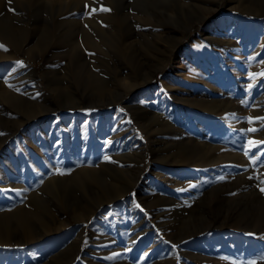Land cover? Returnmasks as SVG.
<instances>
[{"label":"rangeland","instance_id":"obj_1","mask_svg":"<svg viewBox=\"0 0 264 264\" xmlns=\"http://www.w3.org/2000/svg\"><path fill=\"white\" fill-rule=\"evenodd\" d=\"M42 1H51L52 6L65 2L66 9L71 2ZM127 1L130 5L126 11L134 17V28L142 34L127 38L123 28L112 34L105 30L112 40L106 48L80 44V54L76 56L80 61L75 64L72 54L60 52L64 41L52 45L54 56H50L48 47L26 46L24 51L25 48L13 47L0 35V108L10 109L0 111V233L6 239L1 238L6 243H0V264H250L263 252L264 245L259 241L264 239V215L260 214L258 199H264L261 191L264 189V119L258 124L256 121L264 114L255 109L260 100L264 101V14L250 10L248 5L252 0ZM97 2L102 4L101 10L108 9L102 10L104 15L114 11L110 0ZM16 3L17 0H0V15H13ZM211 7L213 10L207 13ZM86 10L79 12V8H74L71 12L75 14L64 12L58 18L73 19L86 27L91 13ZM152 10L157 13L156 19L147 15ZM198 15L204 17L190 32H184L180 43L174 39L175 34L164 42L172 49L168 58L162 56L163 51L161 54L139 40H151L148 29L160 31L161 24H180ZM106 22L109 24L102 20L99 26L107 28ZM54 25L50 34L60 36L62 33ZM131 38L138 40L137 43L131 45ZM50 69H56L58 76L61 74L59 85L47 81L45 76L51 74L46 71ZM11 72L18 77L17 96L29 101L51 99L53 103H44L48 109L56 110L19 126L18 120L27 119L20 111L23 104L5 100L1 93L3 89L14 90L16 82L10 79ZM67 77L72 81L70 86ZM94 78L105 80L107 89L97 88ZM86 81L95 87L96 94L91 98L85 97L79 87ZM25 91L32 93L27 96ZM73 98L77 101L73 102ZM197 98L214 99L221 104L213 111L198 108ZM131 104L141 105L140 116L134 113ZM64 110L72 121H61ZM7 119L17 120L13 123ZM12 125L13 130L9 128ZM69 128L77 135L68 132ZM126 128L132 129V136L124 132ZM186 137L204 146L212 143L218 152L242 154L244 159L217 162V166L224 168L217 172L212 165L194 166L187 171V162L181 161L177 154L174 156L175 147L171 146ZM153 138L163 145L156 155L148 150ZM105 162L125 174L117 177L115 170L110 173L114 176L105 174ZM227 164L228 172L224 166ZM207 168L216 175L211 185L201 186L200 178L207 175ZM93 170L107 184L117 188L128 185L122 199L109 201L103 180L94 176ZM141 180L146 181L145 191L141 189ZM177 180H181L179 185ZM244 182L254 186L256 197L251 201L254 208L242 221L248 226L240 229L237 220L243 219L245 206L238 202L240 193L246 190L241 188ZM147 194L150 206L141 197ZM70 202H74V209L58 212L61 205ZM99 202L103 204L92 214ZM131 203L136 210L127 209ZM261 209L264 213V206ZM39 227L36 234L34 230ZM228 235L243 238L240 252L225 249L227 245L221 240ZM35 237L39 239L26 242ZM244 240H254L255 245ZM148 247H153L154 252ZM58 248L62 253L55 261L48 262Z\"/></svg>","mask_w":264,"mask_h":264},{"label":"bare ground","instance_id":"obj_2","mask_svg":"<svg viewBox=\"0 0 264 264\" xmlns=\"http://www.w3.org/2000/svg\"><path fill=\"white\" fill-rule=\"evenodd\" d=\"M114 5V11L111 14H107L104 15V13H102L101 7L103 8L102 4L100 5V3L97 2V0H71V2L69 3V7L68 9H66L67 5L65 2H57L54 4V6L51 5V1L49 2H43L42 0H37V2L35 3H31V2H26L24 0H21V2L19 0H17V3L15 5H13V10H15V13L13 15H11L10 17L7 15V13L1 14L0 15V35L2 36V38L4 40H6L10 45H12L13 47H17L19 49H23L27 46L28 47H33V46H37L39 47V49H44L45 47H48L47 51L50 52L49 55L50 56H54V53H51V50H54V48H52V45H54L55 42H63L64 41V48L60 51L66 54H72L74 56V64L76 63V61H80L76 56L79 53V48L78 46H80V44H87V45H91V46H95L96 48H106L105 46L108 45V42L112 41L110 40V38L104 33V31L108 30L112 33H114V31H116L118 28H123V31L128 35V37H135L136 35H141L142 33L140 31H137L134 28V17L132 18L129 13L126 11L128 10L129 7V2L127 0H110ZM155 1H163V0H155ZM171 0H169L168 2H170ZM180 1V0H179ZM167 2V3H168ZM176 2V1H175ZM174 2V3H175ZM193 2V1H192ZM151 3V2H150ZM171 3V2H170ZM178 3V2H177ZM159 4V3H158ZM181 4V2H180ZM183 4V3H182ZM181 4V5H182ZM194 5V3H190V5ZM153 5V4H152ZM155 5V4H154ZM164 5V4H161ZM174 5V4H173ZM189 5V6H190ZM176 6V5H175ZM177 7V6H176ZM248 7L250 8V10L253 13H257L259 15H263L264 14V3L261 0H252L250 2V4L248 5ZM45 8V9H43ZM74 8H79V12L81 11H89L91 13L94 14H89L88 16V24L86 25V27H83L82 25L78 24V21L73 20V19H60L59 14L64 13V12H69L70 14H75L73 12H71ZM156 8V7H155ZM193 8V7H192ZM43 9V10H42ZM66 9V10H65ZM181 9V8H180ZM30 10H33V13H30ZM101 10V12L99 11ZM141 10V9H140ZM182 10V9H181ZM211 10H213V8H208L207 13H210ZM104 11V10H103ZM129 11V10H128ZM110 12V11H109ZM193 12V11H192ZM187 13V12H186ZM250 13V12H249ZM45 14V15H44ZM148 16L151 17V19H156L157 18V13L154 12V10L148 12L147 14ZM170 16V15H169ZM136 17V16H135ZM204 16L203 15H198L194 18L188 19L187 21H183L180 24H173V25H162L161 24V28L162 30H164V33L162 32V30L160 31H154L152 28L148 29V33L151 37L150 39H144L141 38L139 40H142L147 42L148 44H150L153 48H155V50H159L162 54L163 57L168 58V52H171L172 49L171 48H167L166 44L164 42H168L167 40L175 37L174 34L176 35V37L174 38L175 40H178L179 43L182 40V38L184 37V32H190V30L194 27V24L201 20ZM137 18V17H136ZM138 19V18H137ZM102 20L104 21H108L109 22V26L107 28H102L99 26V23L102 22ZM150 20V18H149ZM158 20V19H157ZM169 20V19H168ZM54 21V22H53ZM16 22V23H15ZM58 22H63V25L60 26V24ZM136 22V21H135ZM56 23V27L59 29V31L62 33L60 34V36L56 35V36H52L53 34H50V28L55 26L54 24ZM106 24V25H107ZM17 25V26H15ZM105 25V23H104ZM140 28V27H139ZM47 31V32H44ZM120 31V30H119ZM146 31V30H145ZM80 32V33H79ZM117 33V32H116ZM115 33V34H116ZM120 33V32H119ZM171 33V35H170ZM80 37H79V36ZM120 35V34H119ZM209 36V35H208ZM98 37V39L96 38ZM117 37V36H116ZM208 38V37H207ZM217 38V37H216ZM216 38H212L213 41H218V39ZM210 39V38H209ZM122 41V40H121ZM138 41V40H137ZM137 41L135 39L130 40V44L134 45L137 43ZM115 42V41H114ZM118 42V41H117ZM33 43V44H32ZM119 43V42H118ZM133 43V44H132ZM214 43V42H213ZM29 44V45H28ZM32 44V45H31ZM120 44V43H119ZM142 44V43H141ZM221 44V43H220ZM117 45V44H116ZM140 45V44H139ZM111 46V45H110ZM226 46V45H225ZM227 47V46H226ZM24 51H27V49H23ZM81 51V50H80ZM163 51V52H162ZM139 55V54H138ZM171 55V54H170ZM135 57H137V55H134ZM133 57V56H131ZM129 57V58H131ZM140 61V60H139ZM78 63V62H77ZM116 66V65H115ZM34 72V71H33ZM46 74H51V76H45L48 82L51 83H55L57 85H59L62 80H61V74H59L60 76H58V71L56 69H50L46 71ZM176 72V71H175ZM9 73V72H8ZM12 73V74H11ZM10 74V79L14 80L16 82V85H14V90H9V89H3L1 91V93L3 94V96L5 97V100H17L19 101L20 104H23V110L22 111L25 116L27 117L26 120H18L21 121V123L19 124V126L21 125H25L26 122H28L30 119H32L33 117H37L41 114L46 113L47 111H55L56 109H48L46 107V104L44 102H52V100L50 99H44L42 101H38V100H27L25 99V97L23 96H17L15 94V89L16 87H19L18 85V77H16L13 72H11ZM17 73V72H16ZM32 73V71L30 72ZM92 73V72H90ZM95 73V72H94ZM94 73H92L93 75H95ZM91 74V76H93ZM97 74V73H96ZM18 75V74H17ZM68 75V74H67ZM64 76V75H63ZM66 76V75H65ZM70 77V76H68ZM68 77L66 78V80L69 82V86L72 83V81L70 79H68ZM83 77V76H82ZM94 77V76H93ZM84 78V77H83ZM95 81L97 82V88L99 89H107L106 86V81L102 80L101 78H94ZM92 79V80H94ZM264 81V80H263ZM65 82V81H64ZM87 83H80L79 87L82 89L83 95L87 98H91L93 96H95V87H93L88 81H86ZM147 84L149 83V81L147 80L146 82ZM29 85V84H28ZM143 85V84H142ZM31 87V86H30ZM141 88V87H140ZM134 89V87H133ZM32 91V90H31ZM109 91V90H108ZM111 91V90H110ZM25 95H31L30 92L25 91ZM128 92V91H127ZM70 93H74L73 91H70ZM98 93V92H97ZM129 93V92H128ZM156 93V92H155ZM100 94V93H99ZM104 94V93H103ZM111 94V93H110ZM264 94V93H263ZM34 95V94H33ZM114 95V94H113ZM106 96H109V93L106 94ZM156 96V95H155ZM154 96V97H155ZM184 96V95H183ZM188 96V95H187ZM33 97V96H32ZM104 97V96H103ZM160 97V96H159ZM193 97V95H192ZM263 97V96H262ZM27 98V97H26ZM109 98V97H107ZM111 98V97H110ZM195 98V97H194ZM138 99V98H137ZM198 99V98H197ZM196 99V101H197ZM203 99V98H202ZM73 102H76L77 99L73 98L72 99ZM118 100V99H117ZM136 100V99H135ZM199 100V99H198ZM60 101V100H59ZM62 101H68L67 99H63ZM142 101V99H141ZM191 101V100H190ZM201 101V102H200ZM137 102V101H136ZM258 102V101H257ZM92 103V102H91ZM113 103V102H112ZM135 103V102H134ZM138 103V102H137ZM221 102H218L217 100L214 99H204V100H199V103L195 104V106L198 108H204V109H208V110H216V108H214L215 106L220 105ZM99 105V104H98ZM129 105V104H128ZM127 105V106H128ZM101 106V105H100ZM105 106V105H104ZM141 106V105H140ZM139 105H130V107L133 109L134 107V113H137V115L139 114L140 116V108ZM144 106V105H142ZM256 111H258V113L260 114H264V101H261L258 103V105H256ZM62 107V106H61ZM80 107V106H79ZM59 108V107H58ZM149 108V107H148ZM64 109H69L68 106H64ZM130 109V108H128ZM150 109V108H149ZM5 110H10L7 109V107H2L0 108V111L4 112ZM71 110V109H70ZM196 111V110H195ZM13 112V111H11ZM14 113V112H13ZM100 113V112H99ZM149 113V112H148ZM160 113V112H159ZM78 114V113H77ZM98 114V113H97ZM143 114V113H142ZM257 114V113H256ZM255 114V116H256ZM9 115V114H8ZM64 116V118H62V122H66V121H72L73 118H71L70 116L68 117L67 112L64 110V112L61 114ZM151 115V114H150ZM166 115V114H165ZM73 116V115H72ZM96 116V115H95ZM155 116V115H154ZM152 116V118L154 117ZM158 116V115H157ZM161 116V115H160ZM144 117V115H143ZM159 117V116H158ZM191 117V116H190ZM60 118V117H59ZM194 118V117H193ZM231 118V117H228ZM94 119V118H93ZM96 119V118H95ZM143 119V118H142ZM145 119V118H144ZM161 119V118H160ZM227 119V117H226ZM264 119V115L260 116L258 118V123L261 122V120L263 121ZM17 120V119H15ZM15 120L11 119L7 121H11V122H16ZM98 120V119H97ZM147 120V118H146ZM60 121V120H59ZM227 121V120H226ZM57 122V121H56ZM100 122V121H99ZM126 122V121H125ZM167 122V121H166ZM264 122V121H263ZM162 122H158V124H161ZM60 124V123H59ZM144 124L147 126V124L144 122ZM255 124V125H257ZM62 125V124H61ZM130 125V124H128ZM149 125V124H148ZM50 126V125H49ZM54 124H52L51 129H53ZM67 126V125H66ZM124 126V124H123ZM61 127V126H60ZM84 127V126H83ZM121 128V126H119ZM158 127V126H157ZM164 127V125L162 126ZM9 128L11 130H13V125L9 126ZM123 128V127H122ZM121 128V129H122ZM165 128V127H164ZM163 128V129H164ZM171 128V127H170ZM169 128V129H170ZM50 129V130H51ZM124 129V128H123ZM146 129V128H145ZM174 129V128H173ZM58 130V129H57ZM80 130V129H79ZM132 129L130 128H126L124 130V132L127 134V136H132L133 133L131 131ZM44 131V130H43ZM156 131V130H153ZM166 131V130H165ZM251 131V130H250ZM50 132V131H49ZM66 132V131H65ZM68 132H71V134H73L74 136L77 135V132H75L74 130H72L71 128L68 129ZM80 132V131H79ZM112 132V130H111ZM109 132V133H111ZM123 132V134H124ZM136 132V131H135ZM164 132V131H163ZM162 132V133H163ZM113 133V132H112ZM55 134V133H54ZM122 134V133H120ZM154 134V133H153ZM156 134V133H155ZM250 134V133H249ZM253 134V133H252ZM83 135V133H82ZM111 135V134H110ZM109 135V136H110ZM256 135V134H254ZM112 136V135H111ZM135 136V135H134ZM138 136V135H137ZM158 136V135H157ZM161 136V135H160ZM249 136V135H248ZM251 136V135H250ZM249 136V137H250ZM9 137V136H8ZM46 137V136H45ZM61 137V136H60ZM136 137V136H135ZM151 137V136H150ZM149 137V139H150ZM264 137V136H263ZM118 138V136H117ZM138 138V137H137ZM192 138V137H191ZM251 138V137H250ZM255 138V137H254ZM60 139V138H58ZM57 139V140H58ZM130 139V137H129ZM135 139V138H134ZM256 139V138H255ZM133 140V139H132ZM161 140V139H160ZM193 140V139H192ZM190 140L189 137H186L184 140L180 141H175L173 142V144H171V146L175 147L174 152L172 153L174 156H176L175 154H177L178 157H181V161L187 162V171L192 170L194 166L198 167H202V166H207V165H212L213 170L215 169V172L217 171H221L224 168H221L219 166L216 165L217 162H221V161H225V162H230L232 160H237L241 161L242 156L240 154L234 153L232 151H223V152H218V147L215 145H212V143L207 144V145H202L201 143H198L196 141H192ZM252 140V139H250ZM150 141V140H149ZM263 141V140H261ZM134 142V141H133ZM160 141L156 140V139H152L150 141V148L148 150H150V153H153L154 155L159 154L158 151L161 150V146L160 145L162 143L159 144ZM255 142V140H254ZM258 142V140H257ZM260 142V141H259ZM79 143V142H78ZM82 143V142H81ZM253 143V142H252ZM125 144V143H124ZM141 144V143H140ZM139 144V145H140ZM131 145V144H130ZM133 145V144H132ZM143 145V144H141ZM140 145V146H141ZM159 145V146H158ZM136 146V145H135ZM170 147V144L168 145ZM3 147V146H2ZM120 147V146H119ZM137 147V146H136ZM146 147V146H145ZM253 147V146H252ZM121 148V147H120ZM135 148V147H134ZM138 150V148H137ZM136 150V151H137ZM141 150V149H140ZM135 151V150H133ZM162 151V150H161ZM139 155V154H137ZM113 157V156H112ZM169 157V156H167ZM103 159H106L105 157ZM127 159V158H126ZM168 161V158H166ZM113 160V159H111ZM110 161V160H109ZM111 162V161H110ZM115 162V161H114ZM242 162V161H241ZM113 163V162H111ZM222 163V162H221ZM244 163V162H243ZM127 164V162H126ZM125 164V166H126ZM223 164V163H222ZM114 165V164H113ZM117 165V164H116ZM121 165V164H119ZM219 165V164H218ZM235 165V164H234ZM101 166V165H100ZM104 169L103 171L105 172V174H110L112 170L116 171L115 176L117 177H122L123 175L117 170V168L115 166H112L110 164H108L107 162L103 163ZM225 169L228 170L230 169V165H224ZM118 167V166H117ZM209 167V166H208ZM122 168V165H121ZM205 168V167H203ZM125 169V168H124ZM123 169V170H124ZM195 169V168H194ZM88 170V169H87ZM90 170V169H89ZM99 170V169H98ZM208 170V168L206 169ZM210 170V169H209ZM206 173L207 175L204 177L200 178V182H201V186L203 185H211L213 182V177L216 175L214 173L211 174V172ZM212 170V171H213ZM92 171V170H91ZM94 171V170H93ZM121 171V170H120ZM201 171V170H200ZM124 172V171H123ZM192 172V171H190ZM194 172V170H193ZM197 172V171H195ZM204 172V170L202 171ZM226 172V173H227ZM233 172V171H232ZM231 172V173H232ZM188 173V172H187ZM185 173V174H187ZM200 173V172H199ZM219 173V172H218ZM222 173V172H221ZM235 173V171L233 172ZM3 174V173H1ZM94 176L99 177L100 179L103 180V184H105L106 187V192L110 195V197L108 198L109 201L111 202H117L120 199H122V197L126 194V191L128 190V185H123L120 187H116L110 184L105 183V179L101 177L100 173H98L96 170L92 173ZM152 174V173H151ZM196 174V173H195ZM190 175V174H189ZM194 175V173H193ZM226 174H224L225 176ZM110 176H114L112 174H110ZM197 176V175H196ZM203 176V175H202ZM220 176V175H219ZM223 176V175H222ZM151 177V176H150ZM161 178V177H160ZM172 178V177H170ZM180 178V177H179ZM230 178V177H229ZM115 179V178H114ZM163 179V178H162ZM165 179V178H164ZM167 179V178H166ZM177 179V178H176ZM198 180V178H197ZM162 181V180H161ZM181 180H177V184L180 182ZM238 180L235 181L236 184ZM152 182V181H151ZM163 182V181H162ZM219 182V181H218ZM4 183V182H3ZM7 182H5L6 184ZM140 185H141V189L142 190H146L147 188L145 187L146 181L141 180L140 181ZM172 183V182H170ZM226 183H230V180L227 181ZM196 184V183H195ZM214 184V183H213ZM235 184V185H236ZM10 185V184H9ZM15 185V184H14ZM13 185V186H14ZM179 185V184H178ZM181 185V184H180ZM243 186L241 187L242 189H246L244 191H242L243 193H240L239 195V199L240 201L238 202L239 204H242V206H245V208L242 210L243 212V219L239 218L237 220V225L240 229H246L247 228V223L243 222L246 218V214L250 213L251 209L254 208L253 204L251 203L252 201V197H256V192L254 189V186L251 185L248 182H244L242 184ZM176 186V185H175ZM199 186V185H198ZM179 187V186H178ZM212 187V186H211ZM214 187V186H213ZM45 188V187H43ZM130 188V187H129ZM195 188V187H194ZM199 188V187H197ZM210 188V187H208ZM150 189V188H149ZM203 188H201L202 190ZM207 189V187H206ZM157 190V189H156ZM204 190V189H203ZM199 191V190H198ZM197 191V192H198ZM205 191V190H204ZM203 191V192H204ZM212 191V190H210ZM34 193V192H33ZM205 193V192H204ZM143 194V193H142ZM47 195V193H46ZM238 195V194H237ZM29 196V195H28ZM44 196V194H43ZM201 196V195H200ZM236 196V195H235ZM142 199L147 202V204L150 206V197L149 195H141ZM157 197V196H156ZM228 198V197H227ZM49 199V198H47ZM260 204L258 207H260L259 211L260 214L263 213V209H261V207L264 206V199H258ZM250 201V202H249ZM233 202V201H232ZM74 202H70L67 204V206H62L58 209L59 213H62V211L65 208H70V209H74L73 206ZM101 204H103V202H99L96 205H94V209L91 211V213H96L98 211V209L101 207ZM233 206V205H232ZM234 208V207H233ZM127 209H129V211H132L133 209L136 210L137 208L135 207V205L133 203L128 204L127 205ZM153 210V209H152ZM124 212V211H123ZM157 212V211H156ZM134 213V212H133ZM155 213V212H154ZM125 214V213H124ZM259 214V213H258ZM5 215V214H4ZM133 215V214H132ZM125 216V215H124ZM137 216V215H136ZM226 216V215H225ZM119 217V216H117ZM126 217V216H125ZM134 217V216H133ZM121 218V217H120ZM115 218H113L114 221ZM136 219V217H135ZM125 220V219H124ZM143 220V219H142ZM121 221V220H120ZM128 221V219H127ZM144 221V220H143ZM116 222V221H115ZM131 222V221H130ZM114 224V223H113ZM116 225V224H115ZM129 225V224H128ZM147 225V224H146ZM254 226V225H253ZM123 227V226H122ZM126 227V226H125ZM130 227V226H129ZM148 227V226H147ZM37 230L36 234H38V230L39 228H35ZM120 229V228H119ZM114 230V229H112ZM118 230V229H117ZM124 230V229H123ZM130 230V229H129ZM135 230V229H134ZM131 231V230H130ZM123 232V231H122ZM129 232V231H127ZM121 233V232H120ZM134 233V231L132 232ZM142 233V232H141ZM117 234V233H116ZM115 234V236H116ZM226 234V233H225ZM230 234V233H229ZM131 236V235H130ZM139 236V235H138ZM109 237V236H108ZM117 237V236H116ZM119 237V236H118ZM140 237V236H139ZM258 238V236H256ZM5 239V234H1L0 233V243H6V241L1 240ZM104 238V237H103ZM128 238V236H127ZM37 239H39V237H35V238H31L29 240H27L26 242H34ZM114 239V238H113ZM243 238L239 237V236H235V235H228L222 238V242H224L227 247L225 248L228 251H238L240 252L242 247L239 245V243H241V240ZM6 240V239H5ZM91 240V239H90ZM117 240V239H116ZM129 240V238H128ZM99 241V240H98ZM97 241V242H98ZM246 243H249L250 245H255V241L254 240H244ZM8 242V240H7ZM93 242V241H92ZM96 242V243H97ZM114 242V241H113ZM129 242V241H128ZM127 242V243H128ZM134 242V241H133ZM136 242V241H135ZM207 242V241H206ZM13 243V242H12ZM94 243V244H96ZM107 243V242H106ZM111 243V242H110ZM140 243V242H139ZM259 243H261V245H264V239H260ZM62 244V243H61ZM98 244V243H97ZM104 244V243H103ZM109 244V243H108ZM126 244V243H125ZM157 244V242H156ZM160 245V243H158ZM58 245V244H57ZM64 245V244H63ZM101 245V243H100ZM113 245V244H112ZM59 246V245H58ZM103 246V245H102ZM119 246V245H118ZM208 246V245H207ZM213 246V245H212ZM57 247V246H56ZM90 247V246H89ZM112 247V246H111ZM121 247V246H120ZM129 247V246H128ZM263 248V252L261 254L260 257L256 258L255 262H250V264H264V246H262ZM30 248V247H29ZM60 248V247H59ZM58 248V252L54 253L52 257L49 258L50 262L55 261L57 259V257L62 253V251H59ZM99 248V247H97ZM101 248V247H100ZM115 248V247H114ZM150 251L154 252V248L153 247H148ZM37 249V248H36ZM64 249V248H63ZM104 249V248H103ZM210 249V247H209ZM221 249V248H220ZM219 249V250H220ZM35 250V249H34ZM65 250V249H64ZM92 250V249H91ZM97 250V249H96ZM147 250V249H146ZM33 251V250H32ZM66 251V250H65ZM88 251V250H87ZM107 251V250H106ZM121 251V250H119ZM4 252V250H3ZM23 252L25 253V251L23 250ZM30 252V251H29ZM97 252V251H96ZM124 252V251H123ZM162 252V251H161ZM110 253V252H109ZM120 253V252H119ZM150 253V252H149ZM205 253V252H204ZM32 254V253H31ZM52 254V252H51ZM116 254V253H115ZM114 254V255H115ZM157 254V253H156ZM162 254V253H161ZM5 255V254H4ZM7 255V254H6ZM107 255V254H106ZM222 255V254H221ZM43 256V255H42ZM50 256V255H49ZM152 256V255H151ZM254 256V255H253ZM256 256V255H255ZM28 257V256H27ZM46 257V256H45ZM90 258V256H88ZM200 257V256H198ZM226 256H224L225 258ZM48 258V256H47ZM94 258V257H93ZM144 258V257H143ZM157 258V257H156ZM159 258V257H158ZM202 258H206L203 257ZM222 258V256H221ZM252 258V257H251ZM24 259V258H22ZM44 259V258H43ZM87 259V258H86ZM212 259V258H211ZM37 260V259H36ZM48 260V259H44ZM163 260V258H162ZM34 261V260H33ZM39 261V260H38ZM92 260H90L91 262ZM96 261V260H95ZM238 261V260H237ZM250 261V260H249ZM5 262V261H4ZM3 262V263H4ZM12 262V261H11ZM22 262V261H21ZM37 262V261H36ZM43 262V261H42ZM215 262V261H214ZM97 263V261H96ZM99 263V262H98ZM225 263V262H224ZM7 264V262H6ZM14 264V263H13ZM38 264V262H37ZM91 264V263H90ZM236 264V262H235ZM249 264V262H248Z\"/></svg>","mask_w":264,"mask_h":264},{"label":"snow or ice","instance_id":"obj_3","mask_svg":"<svg viewBox=\"0 0 264 264\" xmlns=\"http://www.w3.org/2000/svg\"><path fill=\"white\" fill-rule=\"evenodd\" d=\"M105 11H108V9H104ZM22 62H17V64H21ZM251 144V142H250ZM261 191H264V189H261Z\"/></svg>","mask_w":264,"mask_h":264}]
</instances>
